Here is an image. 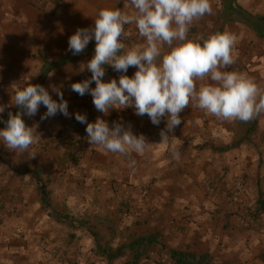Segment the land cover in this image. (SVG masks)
<instances>
[{
	"label": "crops",
	"instance_id": "obj_1",
	"mask_svg": "<svg viewBox=\"0 0 264 264\" xmlns=\"http://www.w3.org/2000/svg\"><path fill=\"white\" fill-rule=\"evenodd\" d=\"M211 5L212 14L193 22L189 38L235 34V62L224 70L247 73L264 87V0ZM103 8L132 11L129 0H0V105L10 104L12 82L30 81L57 102L59 88L70 113L42 120L47 109L41 104L36 115H23L35 129L28 152L10 151L0 141V264H132L133 253H118L120 247L147 236L154 240L143 247L140 264H175L172 251L205 255L208 264H264V114L247 123L223 121L192 102L168 143H160L164 119L153 125L134 107L105 115L93 104L83 111L71 85L91 78L84 65L95 40L78 55L68 51V41L78 28L94 27ZM125 31L127 47L143 42L135 25ZM66 59L44 79L48 63ZM104 68V82L119 81L122 73ZM136 70L129 67L126 75ZM9 111L20 109L0 113V129ZM76 113L93 122L100 117L110 128L113 121L130 124L150 144L143 154L121 155L85 140L84 156L76 159L50 142L57 132L67 134L66 141L78 138L70 120ZM255 210L252 219L248 211ZM90 226L103 235L99 246Z\"/></svg>",
	"mask_w": 264,
	"mask_h": 264
},
{
	"label": "clouds",
	"instance_id": "obj_2",
	"mask_svg": "<svg viewBox=\"0 0 264 264\" xmlns=\"http://www.w3.org/2000/svg\"><path fill=\"white\" fill-rule=\"evenodd\" d=\"M129 3L130 13L100 9L94 27L78 28L69 37L68 51L73 55L83 53L89 42L95 40V53L84 65L92 73L91 78L73 83L72 91L80 96L90 94L95 108L105 115L113 108L134 107L136 115H147L153 125L158 126L164 119L160 143H168L169 133L181 124L180 113L192 102L223 121L247 123L264 114V87L247 73L224 70L235 62L237 36L227 30L195 40L188 36L194 21L212 14L211 0H129ZM126 25H135L142 43L127 47L121 42L128 36ZM104 65L122 73L118 82L103 81ZM129 67L137 69L132 77L126 75ZM93 82L94 88L90 87ZM54 91L59 102L42 85L30 81L10 84L11 102L0 105V113L13 106L20 111L15 114L9 111L6 127L0 129V141L8 150L28 152L35 142V129L26 126L22 116L36 115L41 104L47 109L42 120L57 113L70 116L63 92L59 88ZM75 119L86 124L91 145L112 153L143 154L150 144L143 134L135 135L130 124L125 127L113 121L110 128L104 119L97 117L88 122L86 115L80 113L75 114ZM134 164L133 160L129 166Z\"/></svg>",
	"mask_w": 264,
	"mask_h": 264
},
{
	"label": "trees",
	"instance_id": "obj_3",
	"mask_svg": "<svg viewBox=\"0 0 264 264\" xmlns=\"http://www.w3.org/2000/svg\"><path fill=\"white\" fill-rule=\"evenodd\" d=\"M69 60L66 59L64 61L60 62H54V63H48L47 64V70L43 74V77L45 79V76L51 72L53 69H56L64 64H66ZM252 129V127H250ZM73 143H68V151H71L72 155L75 156V146H72ZM76 158V156H75ZM44 190V189H43ZM259 195H260V200L261 197H263V193L261 190H259ZM260 209H263L264 204L261 203L259 206ZM256 211V210H255ZM253 212V214L257 217L258 212ZM90 230L92 235L96 238V242L99 246V242L103 238V235L94 227L90 226ZM154 240L153 236H147V237H139L132 241L129 245L120 247L118 253H120L123 249H129L133 253V258L131 259L132 264H140L141 263V258H142V253H143V247L149 246L152 244ZM141 251V254H140ZM172 258L175 260V264H208L207 263V257L205 255L201 256L200 258H197L195 255L188 253V252H183V251H172Z\"/></svg>",
	"mask_w": 264,
	"mask_h": 264
},
{
	"label": "rangeland",
	"instance_id": "obj_4",
	"mask_svg": "<svg viewBox=\"0 0 264 264\" xmlns=\"http://www.w3.org/2000/svg\"><path fill=\"white\" fill-rule=\"evenodd\" d=\"M32 4L35 5V3L32 1ZM84 79L82 77H80V81L79 78H76V80H74L72 82L73 83H77V82H82ZM92 88L95 87V83L93 82L91 84ZM90 94H85L84 96H80L78 93H75L76 99H81L80 102V106L82 107V110L85 111V109H88L90 107V105H93V102H87L86 98L89 96ZM84 115H86L85 113H83ZM87 121L88 122H93V120L91 118H89L87 115ZM71 120V124H72V128L73 131L78 135V138H70L69 140L66 141V138L68 137L67 134H64L62 132H57L53 137H57L56 140H51L50 142H52L57 148H59V150L62 151H66L68 150V143H73L74 144L72 146H75V156L76 159H80L83 158L84 156V141L87 140V133H86V124H81L79 123L76 119H75V114H73L70 118ZM69 137H72V135H69ZM75 137V136H74ZM62 143H66V144H62ZM245 189V187H244ZM246 193V189L245 191H242ZM250 211H248V215H250L251 217H253V213H249Z\"/></svg>",
	"mask_w": 264,
	"mask_h": 264
},
{
	"label": "built area",
	"instance_id": "obj_5",
	"mask_svg": "<svg viewBox=\"0 0 264 264\" xmlns=\"http://www.w3.org/2000/svg\"><path fill=\"white\" fill-rule=\"evenodd\" d=\"M47 0H40V3H45ZM86 101L87 102H93V98H92V96L91 95H89L87 98H86ZM57 139V137H53L52 138V140H56ZM62 144H66V143H62ZM67 145V144H66ZM242 189H243V187H242ZM3 217H4V214L3 213H1L0 212V219L2 220L3 219ZM252 219H253V217H252Z\"/></svg>",
	"mask_w": 264,
	"mask_h": 264
}]
</instances>
